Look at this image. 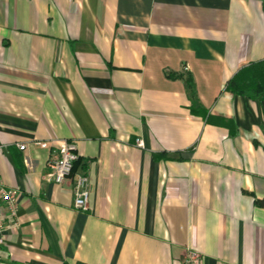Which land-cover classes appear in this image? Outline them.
Here are the masks:
<instances>
[{"label":"crops","instance_id":"1","mask_svg":"<svg viewBox=\"0 0 264 264\" xmlns=\"http://www.w3.org/2000/svg\"><path fill=\"white\" fill-rule=\"evenodd\" d=\"M262 59L264 0H0L2 262L264 264V110L227 88ZM63 140L88 211L48 175Z\"/></svg>","mask_w":264,"mask_h":264},{"label":"built area","instance_id":"2","mask_svg":"<svg viewBox=\"0 0 264 264\" xmlns=\"http://www.w3.org/2000/svg\"><path fill=\"white\" fill-rule=\"evenodd\" d=\"M142 145L141 140L138 141ZM42 147H48L47 142L41 143ZM25 150L26 144L19 145ZM80 155L78 145L74 140H63L53 148L47 160L48 175L52 181L63 183L70 180L73 185L74 207L77 210H89L90 178L87 170H75ZM18 191L8 186L0 178V252L7 242L8 232L18 224L19 198ZM0 264H4L0 255ZM184 264H203L201 253L189 247L186 251Z\"/></svg>","mask_w":264,"mask_h":264},{"label":"trees","instance_id":"3","mask_svg":"<svg viewBox=\"0 0 264 264\" xmlns=\"http://www.w3.org/2000/svg\"><path fill=\"white\" fill-rule=\"evenodd\" d=\"M227 88L236 94L259 99L264 110V59L240 69L228 81ZM256 203L264 207V198H257Z\"/></svg>","mask_w":264,"mask_h":264}]
</instances>
